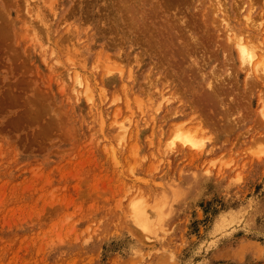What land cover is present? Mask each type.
<instances>
[{
    "label": "rangeland",
    "instance_id": "1",
    "mask_svg": "<svg viewBox=\"0 0 264 264\" xmlns=\"http://www.w3.org/2000/svg\"><path fill=\"white\" fill-rule=\"evenodd\" d=\"M132 1L0 0V264H264V0Z\"/></svg>",
    "mask_w": 264,
    "mask_h": 264
},
{
    "label": "bare ground",
    "instance_id": "2",
    "mask_svg": "<svg viewBox=\"0 0 264 264\" xmlns=\"http://www.w3.org/2000/svg\"><path fill=\"white\" fill-rule=\"evenodd\" d=\"M52 1H53V0H52ZM129 1H130V0H128V3H129ZM133 1H134V0H133ZM133 1H132V2H133ZM164 1H166V0H164ZM167 1H169V2H167V3H171V1H173V0H171V1H170V0H167ZM175 1L177 2V0H175ZM175 1H174V2H175ZM180 1H183V0H180ZM187 1H188V0H187ZM187 1L185 0V2H187ZM215 1H216V0H215ZM219 1H220V0H219ZM126 2H127V0H126ZM134 2H135V1H134ZM134 2H133V4H134ZM178 2H179V0H178ZM183 2H184V1H183ZM197 2H198V1H197ZM220 2H221V1H220ZM220 2H219V3H220ZM124 3H125V2H124ZM128 3H127V4H128ZM194 3H195V0H194ZM198 3H199V2H198ZM223 3H224V1H223ZM234 3H236V2L234 1ZM34 4H35V3H34ZM125 4H126V3H125ZM179 4H183V3H180V2H179ZM179 4L175 3V5H174V4H173V5L176 6V5H179ZM209 4H211V3H209ZM215 4H216V3H215ZM217 4H218V3H217ZM220 4H221V3H220ZM139 5H140V4H139ZM165 5H166V2H165ZM169 5H170V4H169ZM169 5H167V8L169 7ZM211 5H212V4H211ZM218 5H219V4H218ZM34 6H35V5H34ZM34 6H33V7H34ZM127 6L129 7V6H131V5H127ZM133 6H134V5H133ZM171 6H172V3H171V5H170L169 8H171ZM174 6H172V7H174ZM216 6H217V5H216ZM223 6H224V5H223ZM223 6L221 5V7H223ZM235 6H236V5H235ZM50 7H51V6H50ZM117 7H119V6H117ZM165 7H166V6H165ZM178 7H179V6H178ZM178 7L176 6L175 8L177 9ZM221 7H220V8H221ZM48 8H49V7H48ZM124 8H125V6H124ZM124 8H123V9H124ZM129 8H130V7H129ZM206 8H207V9H206ZM206 8H205V9L208 11V7H207V6H206ZM209 8H210V7H209ZM216 8H217V7H216ZM218 8H219V7H218ZM227 8H228V7H227ZM33 9H34V8H33ZM176 9H175V10H176ZM214 9H215V6H214L211 10L214 12ZM225 9H226V8H225ZM34 10L37 11V10H36V7H35ZM51 10H53V9H51ZM72 10H73V9H72ZM125 10H126V12H127L128 9H125ZM125 10H124V11H125ZM131 10H132V11H131ZM206 10H203V11L205 12ZM116 11H117V10H116ZM122 11H123V10H122ZM124 11H123V12H124ZM134 11H136V9H135ZM215 11H216V9H215ZM217 11H218V10H217ZM226 11H227V10H226ZM33 12H34V11H33ZM50 12H52V11H50ZM72 12H73V11H72ZM130 12H133V9H132V8H130ZM136 12H137V11H136ZM177 12H179V10H177ZM35 13H37V12H35ZM35 13H34V14H35ZM127 13H128V12H127ZM216 13H217V12H216ZM247 13H248V12H247ZM80 14H81V13H80ZM128 14H129V13H128ZM132 14H133V13H131V15H132ZM213 14L215 15V13H213ZM217 14H218V13H217ZM220 14H221V13H220ZM129 15H130V14H129ZM129 15H128V16H129ZM133 15H134V14H133ZM228 15H229V14H228ZM247 15H248V14H247ZM37 16H38V15H37ZM37 16H35L36 19H37ZM39 16H40V14H39ZM66 16H67V15H66ZM128 16H127V18H128ZM134 16H135V15H134ZM141 16H142V15H141ZM203 16H204V14H203ZM215 16H216V15H215ZM261 16H262V15H261ZM261 16H260V17H261ZM33 17H34V16H33ZM120 17H121V16H120ZM175 17H176V16H175ZM175 17H174V19H176ZM221 17H222L221 19H223L224 16H221ZM244 17H246V16H244ZM248 17H249V16H248ZM248 17H246V18H248ZM68 18H69V17H68ZM84 18H86V17H84ZM203 18H204V17H203ZM215 18H218V17H215ZM246 18H245V19H246ZM213 19H214V18H213ZM63 20H64V19H63ZM79 20H80V19H79ZM126 20L128 21L129 19H126ZM126 20H124V21H126ZM204 20H206V21H205L206 23H209V22L207 21L208 19H207L206 17L204 18ZM204 20H203V21H204ZM224 20H226V19H224ZM247 20L251 21L250 18H248ZM247 20H246V21H247ZM38 21H39V20H38ZM61 21H62V20H61ZM203 21H202V22H203ZM217 21H220V19H218ZM179 22H181V21H179ZM211 22H212V21H211ZM223 22H224V21H223ZM62 23H63V22H62ZM206 23H205V25H206ZM214 23H217V22H212V24H214ZM250 23H251V25L253 24L252 22H250ZM41 24H42V23H41ZM64 24H65V23H64ZM187 24H188V23H187ZM221 24H222V23H221ZM231 24H232V22H231ZM248 24H249V22H248ZM256 24H257V23H256ZM233 25H234V24H233ZM253 25H254V24H253ZM260 25H261V24H260ZM46 26H47V25H46ZM70 26H71V25H70ZM73 26H74V25H73ZM182 26H183V24H182ZM184 26H185V25H184ZM184 26H183V27H184ZM224 26H225V25H224ZM235 26H236V25H235ZM245 26H246V25H245ZM255 26H256V25H255ZM258 26H259V25H258ZM67 27H68V26H67ZM187 27H188V26H186V28H187ZM189 27H190V25H189ZM189 27L187 28V30L190 31ZM227 27H228V26H227ZM252 27H253V26H252ZM256 27H257V26H256ZM259 27H260V26H259ZM34 28H35V27H34ZM73 28H76V27H73ZM229 28H230V27H228V30H227V31H230ZM231 28H232V27H231ZM231 28H230V29H231ZM76 29H77V28H76ZM182 29H183V28H182ZM214 29H215V28H214ZM225 29H227V28H225ZM258 29H259V28H258ZM72 30H73V29H72ZM183 30H184V29H183ZM183 30H182V31H183ZM232 30H233V29H232ZM235 30H236V29H235ZM75 31H76V30H75ZM185 31H186V30H185ZM189 31H188V32H189ZM214 31H215V30H214ZM225 31H226V30H225ZM243 31H245V30H243ZM30 32H31V34L34 33L33 30H32V31L30 30ZM176 32H177L176 35H179V33H180L179 36H181L182 38L178 39V38H176V37L174 36V37H175V40H178V41L181 40V39L184 40V38L188 39V37H189V36H187V37H184V38H183V35H184L183 33H184V31H183L182 34H181V32H178V31H176ZM240 32H241V31H240ZM240 32H239V33H240ZM185 33H186V32H185ZM217 33H218V32H217ZM222 33H223L224 35H225V34H230V33H228V32H226V33H225V32H222ZM250 33H251V32H250ZM261 33H262V32H261ZM34 34H35V33H34ZM193 34H194V33H193ZM223 34H221V37H222V38L224 37ZM237 34H238V32H237ZM243 34H244V33H243ZM259 34H260V33H259ZM69 35H70V34H69ZM185 35H186V34H185ZM185 35H184V36H185ZM246 35H247V34H246ZM32 36H33V34H32ZM34 36H36V35H34ZM179 36H177V37H179ZM228 36H229V35H228ZM228 36H227V39L229 38V39L231 40L233 46L237 48L236 51L239 53V57H237V58H239V60L242 62V64L240 65V66H241V69H242V68L246 69V67L249 68L248 66L250 65V68H251L252 70L255 71V74H256V72L258 71V69L260 68L259 71H258V74H261L262 72H261V73H259V72H260V70L262 71V69H261L262 66L260 65L261 67L256 68V66H258V65L260 64V60H259V58L256 60V54L253 53L254 50H255V48L253 49L252 52H251L250 50H248V49H250V48L247 49V47L245 46L246 44L244 45L245 41L243 42L242 38L239 37V35H238V36H234V34H233L232 36H234V38H233L231 35H230V37H228ZM249 36H250V35H249ZM218 37H220V36L218 35ZM252 37H253V36H252ZM252 37H250V38L253 39ZM259 37H260V36H259ZM171 38H172V37H171ZM192 38H193V37H192ZM224 38H225V37H224ZM262 38H263V35H262ZM33 39H35V38H33ZM186 39H185V40H186ZM193 39H195V38H193ZM159 40H160V39H159ZM185 40H184V41H185ZM188 40L190 41V39H188ZM261 40H262V39H261ZM263 40H264V39H263ZM181 41H182V40H181ZM186 41H187V40H186ZM186 41H185V42H186ZM194 41H195V40H194ZM198 41H199V39H198ZM246 41H247V40H246ZM153 42H154V41H153ZM164 42H165V41H164ZM169 42H170V41H169ZM175 42H176V41H175ZM185 42H184V43H185ZM187 42H188V41H187ZM171 43H172V42H171ZM189 43H190V42H189ZM189 43H187V45H188ZM196 43L198 44V42H196ZM247 43H250V42L247 41ZM251 43H252V42H251ZM251 43H250V44H251ZM253 43H254V42H253ZM130 44H131V43H130ZM165 44H166V43H165ZM176 44H177V43H175V46H176ZM179 44H180V45H184L183 43L181 44V42H180ZM185 44H186V43H185ZM194 44H195V43H194ZM194 44H193V46H195ZM257 44H259V43L257 42ZM261 44H262V43H260V45H261ZM39 45H40V44H39ZM42 45H43V44H42ZM199 45H200V44H198V45H196V46H199ZM251 45H252V44H251ZM134 46H135V45H134ZM149 46H152V47H153L152 44H150ZM178 46H179V45H177V47H178ZM184 46H186V45H184ZM225 46H227V45H224V47H225ZM247 46H248V44H247ZM253 46H254V45H253ZM152 47H151V48H152ZM179 47H180V46H179ZM179 47H178L177 50H175V51H176V54H178V53H177L178 50L180 51L179 53H182V52H183L182 49L185 48V47H184V48H182V49H179ZM188 47H189L190 50L192 49V45H191V44H190ZM249 47H250V46H249ZM254 47H255V46H254ZM193 48H194V47H193ZM196 48H197V47H196ZM225 48L230 49L231 47L228 45V46L225 47ZM40 49H41V47H40ZM130 49H131V48H130ZM168 49H169V48H168ZM185 49H186V48H185ZM185 49H184V50H185ZM189 49H186L185 52L188 51ZM194 49H195V48H194ZM232 49H233V48H232ZM251 49H252V48H251ZM202 50H203V49H202ZM221 50H222V49H221ZM234 50H235V49H234ZM166 51H167V50H166ZM191 51H192V50H191ZM229 51H230V50H228L227 54L229 53ZM50 52H51V51H50ZM138 52H139V51H138ZM192 52H193V51H192ZM232 52H233V51H232ZM232 52H231V53H232ZM174 53H175V52H174ZM201 53H202V52H201ZM223 53H224L223 55H225L226 52H223ZM262 53H263V51H262ZM262 53L260 54L261 57H262V55L264 56V54H262ZM198 54H199V51H198ZM229 54H230V53H229ZM172 55H173V54H172ZM185 55H186V54H185ZM185 55H183V56H181V54L179 55V56L181 57L180 59H182V62H183V63H185V62L183 61V58H184V59L186 58ZM205 55H206V54H205ZM164 56H166V55H164ZM174 56H177V55H174ZM179 56H178V57H179ZM189 56H190V55H189ZM191 56H192V55H191ZM230 56H231V55H230ZM172 57H173V56H172ZM182 57H183V58H182ZM187 57H188V53H187ZM192 57H193V56H192ZM195 57H196V56H195ZM204 57H205V56H204ZM231 57H232V56H231ZM133 58H134V57H133ZM148 58H149V57H148ZM158 58H160V57H158ZM165 58H166V57H165ZM175 58H177V57H175ZM205 58H206V57H205ZM223 58H224V56H223ZM262 58H264V57H262ZM146 59H147V58H146ZM152 59H154V58H152ZM160 59H161V58H160ZM180 59L178 58V60H180ZM186 59H187V58H186ZM188 59H189V58H188ZM198 59H199V58H198ZM260 59H261V58H260ZM140 60H141V59H140ZM147 60H148V59H147ZM157 60H158V59H157ZM157 60H156V61H157ZM261 60H263V59H261ZM166 61H167V60H166ZM185 61H188V62H189V60H185ZM199 61H200V60H199ZM235 61H236V60H235ZM240 61H239V62H240ZM157 62H158V61H157ZM163 62H164V61H163ZM182 62H181V64H182ZM241 62H240V63H241ZM263 62H264V60H263ZM71 63H72V62H71ZM145 63H146V62H145ZM199 63H200V62H199ZM202 63H203V62H202ZM163 64H164V63H163ZM197 64H198V63H197ZM244 64H247V65H244ZM261 64H263V63H261ZM56 65H57V64H56ZM242 65H243V66H242ZM158 66H159V64H158ZM200 66L202 67V65H200ZM245 66H246V67H245ZM69 67H70V66H69ZM153 67H154V65H153ZM166 67H167V66H166ZM193 67H194V66H193ZM252 67H253V68H252ZM59 68H60V67H59ZM70 68H71V67H70ZM170 68H173L172 65L170 66ZM195 68H196V69H195ZM203 68H204V67H203ZM203 68H202V69H203ZM155 69H156V68H155ZM173 69H174V68H173ZM241 69H239V70H241ZM174 70H175V69H174ZM195 70H198V69H197V66L194 67V70H193L192 68H191V70H189V73H190V71H192V72L190 73V75H191L192 73H194ZM248 70H250V69H248ZM248 70H247V73L249 74L250 72H248ZM73 71H75V70H73ZM202 71H204V70H202ZM254 71H253V72H254ZM70 72H71V71H70ZM165 72H166V71H165ZM171 72H172V70H171ZM184 72H185V71H184ZM187 72H188V71H187ZM72 73H73V72H72ZM151 73H152V72H151ZM163 73H164V72H163ZM185 73H186V72H185ZM195 73H196V71H195ZM197 73H201L200 70L197 71ZM197 73H196V74H197ZM263 73H264V72H263ZM65 74L67 75L66 72H65ZM74 74H77V71H76ZM74 74H73V77H74ZM187 74H188V73H187ZM213 74H214V73H213ZM248 74H245V77L251 75V74H249V75H248ZM258 74H257V76H258ZM183 75H184V74H183ZM190 75H187V76H190ZM192 75H193V74H192ZM262 75H263V74H262ZM67 76H68V75H67ZM67 76H66V77H67ZM69 76H70V75H69ZM69 76H68V77H69ZM171 76H172V75H171ZM184 76H185V75H184ZM187 76H185V77L188 78ZM200 76H201V78L203 77L202 75H200ZM215 76H216V75H215ZM217 76H218V75H217ZM73 77H72V78H73ZM76 77H77V76H76ZM157 77H158V76H157ZM157 77H156V78H157ZM172 77H174V76H172ZM190 77H191V76H190ZM212 77H213V76H212ZM212 77H211V78H212ZM263 77H264V76L260 77L259 79H261V81H262V80H263ZM81 78H82V76H81ZM81 78H80V79H79V78H77V79L74 78V79L76 80L75 83L71 82L72 85L74 86V88H72L73 90L71 89V92H72V91L74 92V90L76 89L75 87H78V88L82 87ZM165 78H166V77H165ZM168 78H169V77H168ZM176 78H177V77H176ZM191 78H194V76L191 77ZM191 78H190V79H191ZM67 79H68V78H67ZM82 79H83V78H82ZM99 79H100V78H99ZM178 79H179V78H178ZM182 79H183V78H182ZM182 79H180V80H182ZM205 79H206V78H205ZM214 79H216V77H213V80H214ZM71 80H72V79H71ZM157 80H158V79H157ZM162 80H163V79H162ZM172 80H173V79H172ZM213 80H211V82H212ZM68 81H69V79H68ZM82 81H84V80H82ZM119 81H120V80H119ZM182 81H183V80H182ZM182 81H180V82L182 83ZM88 82H89V81H88ZM120 82H121V81H120ZM84 83H85V84H88L87 81L84 82ZM90 83H91V82H90ZM154 83H155V81H154ZM167 83H168V82H167ZM174 83H175V82H174ZM212 83H213V82H212ZM214 83H215V82H214ZM85 84H84V86H85L86 89H84V86H83V89H84L83 94H84V95H85V93L88 92L89 89H90L89 92H91V88H87V85H85ZM146 84H147V83H146ZM161 84H162V83H161ZM183 84L185 85L186 83H183ZM68 85H69V84H68ZM75 85H76V86H75ZM88 85H89V84H88ZM123 85H124V84H123ZM209 86H210V83H209ZM209 86L207 85L206 87L208 88ZM217 86H219V84H218ZM123 87H124V86H123ZM221 87H222V86H221ZM221 87H220V88H221ZM180 88H181V87H179V89H180ZM213 88H214V85H213ZM213 88H208V91H209V89H213ZM218 88H219V87H218ZM87 89H88V90H87ZM120 89H121V88H120ZM198 89H199V88H198ZM80 90H82V89H80ZM85 90H86L87 92H85ZM170 90H171V88H170ZM173 90H174V89H173ZM182 90H183V89H182ZM215 90L217 91V90H219V89H216V88H215ZM177 91H178V89H177ZM212 91H213V90H212ZM212 91H211V92H212ZM219 91H221V90H219ZM219 91H218V92H219ZM89 92L87 93L88 96L85 95V97H89V96H90V93H89ZM206 92H207V90H206ZM206 92H205V93H206ZM209 92H210V91H209ZM222 92H223V91H222ZM222 92H221V93H222ZM180 93H181V91H180ZM180 93H178V94H180ZM186 93H187V92H186ZM215 93H216V92H215ZM69 94H70V93H69ZM126 94H127V93H126ZM212 94H213V92H212ZM78 95H79V94H78ZM84 95H83V96H84ZM195 95H196V94H195ZM207 95H210V93L207 94ZM217 95H218V94H217ZM219 95H220V94H219ZM73 96H74V95H73ZM120 96H121V95H120ZM192 96L194 97V94H193ZM90 97H91V96H90ZM183 97H184V96H183ZM205 97L207 98V96H205ZM70 98H71V97H70ZM81 98H82V97H81ZM164 98H165V97H164ZM188 98H189V97H188ZM198 98H200L201 100H203V101H202L203 103L206 102V101H208V100H206V98H202L201 94H200V96H198ZM84 99H85V98H84ZM200 99H199V101H201ZM208 99H209V98H208ZM211 99H212V98L210 97L209 100H211ZM215 99H216V98H215ZM231 99H232V98H231ZM76 100H77V99H76ZM87 100H88V98H87ZM90 100H91V99H90ZM110 100H111V99H110ZM196 100L198 101L197 98H196ZM205 100H206V101H205ZM85 101H86V100H85ZM94 101H95V100H94ZM167 101H169V100H166V102H165L166 104H167ZM170 101H171V100H170ZM170 101H169V102H170ZM174 101H175V100H174ZM187 101H188V100H187ZM199 101H198V102H199ZM76 102H77V101H76ZM111 102H112V101L109 102V105L111 104ZM113 102H114V101H113ZM113 102H112V103H113ZM161 102H162V101H161ZM161 102H160V103H161ZM193 102H195V101H193ZM193 102H192V103H193ZM198 102H197V103H198ZM88 103H89V102H88ZM160 103L158 104V105H159V108H161V107H160ZM174 103H175V102H174ZM179 103H180V102H179ZM188 103H189V102H188ZM200 103H201V102H200ZM203 103H201V104H199V105H201V106H200L201 108H202V106H203L202 109L204 110V108H205V105H204V104H206V103H204V104H203ZM90 104H91V102H90ZM93 104H94V103H93ZM139 104H140V103H139ZM169 104H170V103H169ZM186 104H187V103H186ZM202 104H203V105H202ZM208 104L210 105V103H208ZM208 104H206V106H207ZM158 105H157V106H158ZM178 105H179V104H178ZM87 106H88V105H87ZM191 106H192V105H191ZM196 106H197V105H196ZM93 108H94V107H93ZM165 108H166V107H165ZM178 108H179V107H178ZM190 108H191V107H190ZM197 108H198V106H197ZM201 108H200V109H201ZM85 109H86V108H85ZM198 109H199V108H198ZM200 109H199V110H200ZM202 109H201V110H202ZM205 109H206V108H205ZM87 110H88V109H87ZM156 111H157V110H156ZM199 112H200V111H199ZM204 112H205V111H204ZM171 113H172V112H171ZM207 113H209V112L207 111ZM262 113H263V112H262ZM193 114H194V112H193ZM200 114H202V113L200 112ZM194 116H195V115H194ZM196 116H198V115H196ZM206 116H208V114H206ZM169 117H170V116H169ZM191 117H192V116H191ZM197 119H199V116L197 117ZM200 120H202V119H200ZM194 121H196V120H194ZM198 121H199V120H198ZM102 123H103V122H102ZM184 123H185V122H184ZM118 124H119V123H117V125H118ZM182 124H183V123H182ZM199 124H200V122H199ZM178 125H180V124H178ZM118 126H119V125H118ZM177 127H178V126H177ZM120 129L122 130V127H121V126H120ZM117 130H119V128H118ZM117 130H116V131H117ZM119 131H120V130H119ZM119 131H118V132H119ZM128 131H129V130H128ZM182 131H183V130H182ZM120 132H124V135H125V131H120ZM116 134H117V132H116ZM120 134L123 135V133H120ZM127 134H128V132H127ZM122 135H121V137H122ZM118 138H119V137H118ZM118 138H117V139H118ZM185 138H186V139H185ZM125 139H127V138H125ZM182 139H185V140H183V144H184V145H189V146H194V145H195V144L193 143L192 139L189 138V137H184V138H182ZM118 141H119V140H118ZM118 141H117V142H118ZM121 142H122V139H121ZM123 143H124V141H123ZM123 143H122V144H123ZM123 145H124V144H123ZM187 149H188V147H187ZM189 149H190V148H189ZM168 150H170V149H168ZM164 152H165V151H164ZM171 196H172V194H171ZM154 207H155V206H154ZM133 208H134V207H133ZM144 209H145V208H143V209H140V208H139V209H138V208L136 207V208L134 209V215H133V218H134V219H132V220L135 221V222L137 223V226H140V228H143L144 230L147 231L148 228H149L148 225H149V224L151 225V223L148 224L149 219H150V218H152V219L154 218V217H153L154 214L152 213V212H153L152 210H154V208H152V210H149V211H148V210H144ZM155 209H156V208H155ZM148 212H151V213L149 214ZM151 215H152V217H151ZM131 216H132V215H131ZM157 216H158V214H157ZM158 217H159V216H158ZM150 221H151V219H150ZM152 221H154V220H152Z\"/></svg>",
    "mask_w": 264,
    "mask_h": 264
}]
</instances>
